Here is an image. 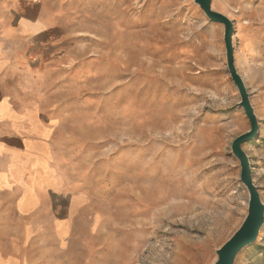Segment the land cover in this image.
<instances>
[{"label":"rangeland","instance_id":"1","mask_svg":"<svg viewBox=\"0 0 264 264\" xmlns=\"http://www.w3.org/2000/svg\"><path fill=\"white\" fill-rule=\"evenodd\" d=\"M237 3L235 67L259 123L242 150L264 207V4ZM0 22L14 106L56 125L63 179L37 208L0 192V264H217L251 203L225 27L196 0H0ZM234 264H264V223Z\"/></svg>","mask_w":264,"mask_h":264},{"label":"crops","instance_id":"2","mask_svg":"<svg viewBox=\"0 0 264 264\" xmlns=\"http://www.w3.org/2000/svg\"><path fill=\"white\" fill-rule=\"evenodd\" d=\"M215 1L222 2L225 11L214 8ZM237 1L246 9L264 4V0H213L212 8L231 19L228 9L238 6ZM51 23L47 15L34 20L23 19L17 33L21 38L35 39ZM3 26L4 22H0V31ZM2 43L0 40V192L15 193L18 190L19 194L13 200L17 208L23 194L27 197L34 195L37 201L33 204L37 208L43 202L39 193L48 195L55 190L62 191V184L58 187L63 179L59 171L61 156L56 125H52L51 121H42L35 110L27 111L14 106L10 81L22 75H19L18 61L11 57Z\"/></svg>","mask_w":264,"mask_h":264},{"label":"water","instance_id":"3","mask_svg":"<svg viewBox=\"0 0 264 264\" xmlns=\"http://www.w3.org/2000/svg\"><path fill=\"white\" fill-rule=\"evenodd\" d=\"M213 0H196V4L200 6L207 17L212 21L219 23L225 27L224 43L227 48V58L229 73L235 82L237 89L240 91L241 95V106L244 108L246 116L251 123V130L237 138L233 143L232 151L238 158L240 165L242 166V176L241 181L247 186L250 191L251 203L249 208V217L247 221L242 226L241 230L236 234V236L231 239L218 253V263L217 264H234L236 256L245 248L251 246L258 239L261 227L264 223V207L262 206L261 199L259 197V192L252 180V171L249 163V159L242 147L245 144H249L258 135L259 123L256 119L254 109L250 103L249 93L243 84L242 78L237 73L235 67L234 58V42L233 37L236 33L233 20L229 19L227 16L220 12L213 10L212 8Z\"/></svg>","mask_w":264,"mask_h":264}]
</instances>
